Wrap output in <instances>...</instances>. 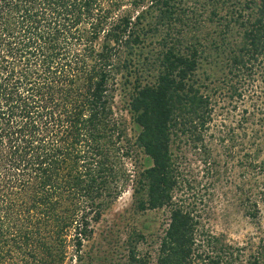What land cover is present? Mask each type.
Wrapping results in <instances>:
<instances>
[{
  "label": "trees",
  "instance_id": "obj_1",
  "mask_svg": "<svg viewBox=\"0 0 264 264\" xmlns=\"http://www.w3.org/2000/svg\"><path fill=\"white\" fill-rule=\"evenodd\" d=\"M185 1L0 0V264H63L128 188L169 212L155 264H264V0ZM179 138L254 241L203 221Z\"/></svg>",
  "mask_w": 264,
  "mask_h": 264
},
{
  "label": "rangeland",
  "instance_id": "obj_2",
  "mask_svg": "<svg viewBox=\"0 0 264 264\" xmlns=\"http://www.w3.org/2000/svg\"><path fill=\"white\" fill-rule=\"evenodd\" d=\"M195 1L186 0L185 3L188 7L193 8ZM188 27L185 28L183 34L187 32L189 38V35H192V18L191 26ZM164 31L162 28L160 33H164ZM230 37L233 38V36ZM157 38L159 37H150L145 42L146 44L150 42L147 48L152 47L154 45L152 43ZM211 61L217 62L213 70L216 71V75H222L223 70L217 69L221 59L217 61L214 58ZM122 85L120 83L118 88ZM121 94L122 91L119 89L116 105L119 104L118 99ZM123 117L126 120L128 131L132 135L134 130L130 119L124 112ZM173 149L178 157L179 167L193 184V191L191 190L189 193V201L195 202L194 206L209 228L214 233L224 234L225 239L227 237L229 241L240 245L254 241L258 231L234 201L232 181L227 179L226 182L223 181L214 186L209 184L206 166L201 162L200 156L192 150V144L186 138H179L173 144ZM137 160L143 163V156ZM168 216L167 209L138 211L131 196V189L128 188L94 224L93 234L83 242L81 250L76 252L74 248L70 247L68 257L63 264H98L99 262L123 264L132 247H135L138 253L148 254L150 264H155L159 237L167 225ZM261 217L264 219V207ZM139 235L143 238H140Z\"/></svg>",
  "mask_w": 264,
  "mask_h": 264
}]
</instances>
